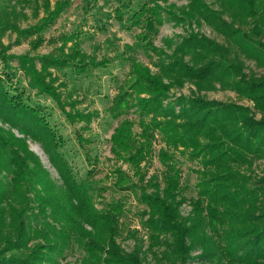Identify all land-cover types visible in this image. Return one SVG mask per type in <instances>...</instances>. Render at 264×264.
I'll return each instance as SVG.
<instances>
[{
    "label": "trees",
    "instance_id": "obj_1",
    "mask_svg": "<svg viewBox=\"0 0 264 264\" xmlns=\"http://www.w3.org/2000/svg\"><path fill=\"white\" fill-rule=\"evenodd\" d=\"M169 1L143 0L132 6L130 0H119L113 13L125 29L137 27L138 42L155 54L153 38L164 21L190 29L170 56H159L156 73L132 59L129 79L107 110L112 119L130 111L138 115V134L133 121L124 119L109 139L112 156L132 171L129 177L121 167L114 169V189L133 191L144 206L143 236L137 230L126 234L133 240L130 251L117 241L123 202L97 208V189L88 180L92 174L88 170L79 176L72 170L50 113L30 94L6 83L21 71L34 96L50 98L68 122L88 125L89 115L65 110L54 72L80 76L105 66L106 60L95 63L86 57L75 34L64 37L55 52L39 57L9 55L0 46V61L7 69L6 79L0 77V122L9 127L0 126V264H60L74 248L83 253L79 264H264V178L248 187L250 174L241 172L264 158V76H247L240 59L264 68V0H174L186 1L182 8ZM67 4L58 2L37 28L13 31L35 36L31 44L36 50L43 42L41 32ZM203 23L225 44L193 31L192 26ZM13 60L17 67L10 65ZM186 83L196 93L170 96ZM216 85L251 101L252 110L199 95ZM156 134L163 144L157 151L162 171L147 178L142 164L152 158ZM29 140L42 146L59 183L29 149ZM177 153L202 168L197 197L188 202L185 216Z\"/></svg>",
    "mask_w": 264,
    "mask_h": 264
},
{
    "label": "rangeland",
    "instance_id": "obj_2",
    "mask_svg": "<svg viewBox=\"0 0 264 264\" xmlns=\"http://www.w3.org/2000/svg\"><path fill=\"white\" fill-rule=\"evenodd\" d=\"M60 1L0 0V46L7 47V54L9 55L39 57L55 52L64 37L70 34L77 35L76 40L81 52L89 59L94 60L95 63L105 59L106 65L89 68L80 76H70L67 70L54 72V75L58 78L57 84H60L59 91L65 110L89 115L90 123L87 125L78 121L75 123L68 122L60 112L58 105L50 98L33 95L21 71H16V77L6 81V83L22 89L25 95L30 94L32 100L41 106L46 114L50 113L51 125L57 128V131L65 140L63 150L67 153V159L72 166V170L79 176L85 175L88 170L92 174L88 175V180L97 189L93 194L97 208L116 200L123 202L125 213L120 219L121 234L117 241L124 250L130 251L133 240L128 238L126 234L129 230H137L139 235L143 236L144 230L142 229L140 214L144 206L138 203L137 195L133 191L121 192L114 189V179L111 175L113 170L121 167L122 171L129 177H132V171L128 164L117 161L112 156L109 139L113 129L124 119L133 121L134 133L138 134V115L134 111H130L120 119H112L109 117L107 110L112 98L118 93L119 87L129 79V65L132 59L156 73L157 64L161 61L159 56H170L175 46L180 43L183 37L187 36L190 29L186 25H176L173 21H164L158 27L157 34L153 38V44L157 49L155 54L142 48L136 37L140 33L137 27L127 30L113 17L114 9L120 3L119 0H67L68 4L62 13L41 32L43 42L36 50H33L31 43L36 37L29 36L25 38V35L20 37L13 30L25 31L30 28H37L42 19L54 10ZM130 1L132 6L143 2V0ZM167 4H174L176 7L182 8L186 6V1L170 0ZM161 5L163 6V4ZM225 19L230 21L227 15ZM192 29L211 40L225 44L223 37L216 34L204 23L201 26H192ZM70 44L68 43L67 46ZM66 49L68 48L66 47ZM240 59L243 63V72L247 76H264V68L258 66L256 62L247 60L242 56H240ZM87 60L88 58H86V62ZM10 65L17 67V61H10ZM36 66L39 68V62H36ZM6 72L7 69L0 61V77L5 78ZM196 91L193 85L186 83L182 89H174L170 96L172 98H177L181 94L190 96ZM199 95L208 101L232 103L252 110L251 101L238 97L231 90L220 89L218 85H216L215 90L201 91ZM259 117L260 115L257 114V119ZM86 125L88 127L84 130ZM0 126L9 129L7 125H2L1 122ZM13 133L17 137H21L16 131H13ZM28 146L38 156L51 178L59 183L57 172L50 165L42 146L31 140L28 141ZM162 146L160 135L156 134L152 158L150 161L147 160L146 164H142L143 169L148 172L147 178L151 175H159L162 171V167L157 160V151ZM88 158H90V161H87ZM175 161L181 172L182 193L187 200L181 207V214L185 216L190 210L188 202L195 200L197 197L196 184L203 179L197 172H200L202 168L197 161L190 160L188 155L181 156L177 153ZM241 172L247 176V173L250 174L248 187H252L254 180L264 178V158L253 161L250 168L247 170L241 169ZM2 177H4V174H2ZM99 189L104 191L99 192ZM82 256V251L74 248L67 253L66 258L60 264H79Z\"/></svg>",
    "mask_w": 264,
    "mask_h": 264
}]
</instances>
